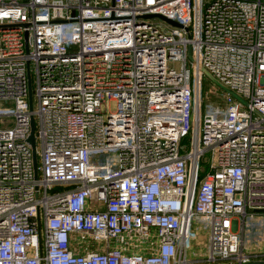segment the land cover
Masks as SVG:
<instances>
[{"label":"built area","instance_id":"obj_1","mask_svg":"<svg viewBox=\"0 0 264 264\" xmlns=\"http://www.w3.org/2000/svg\"><path fill=\"white\" fill-rule=\"evenodd\" d=\"M0 100V264L264 260V0H0Z\"/></svg>","mask_w":264,"mask_h":264},{"label":"rangeland","instance_id":"obj_2","mask_svg":"<svg viewBox=\"0 0 264 264\" xmlns=\"http://www.w3.org/2000/svg\"><path fill=\"white\" fill-rule=\"evenodd\" d=\"M35 91V87H33ZM224 91L216 83H214L211 78L205 74L204 79V94L206 102L217 103L221 100L224 95ZM223 105L222 101L219 102ZM108 107L110 111H115L117 109V102L115 100H110L108 102ZM16 102L14 100H0V127L13 125L16 122ZM7 122V123H6ZM183 144L188 147L190 144V138L187 137L183 140ZM40 164V161H38ZM203 167H207L208 164L203 162ZM197 230V236L193 240L190 249L189 257L192 260H202L204 261L210 254V228L205 224L197 223L195 226ZM247 251V248L245 249ZM260 252H264V242L263 245L259 247ZM202 264H208V262H202Z\"/></svg>","mask_w":264,"mask_h":264},{"label":"water","instance_id":"obj_3","mask_svg":"<svg viewBox=\"0 0 264 264\" xmlns=\"http://www.w3.org/2000/svg\"><path fill=\"white\" fill-rule=\"evenodd\" d=\"M147 17H159L167 22H169L170 24L174 25V26H178V27H182L183 25L170 19L167 18L163 15H149ZM205 74L211 78V80L216 83L220 88H222L223 90H225L226 92H229L230 94H232L234 97L240 99L241 101H244L245 103L246 100L241 98L238 94H236L233 90H231L230 88H228L227 86H225L222 82H220L217 78H215L209 71L205 70ZM30 102L32 105V92L30 89ZM210 117V116H207ZM29 142L31 143L32 147H33V155H34V163H35V168L37 169L38 167V158H37V151H36V138H35V123H34V119L32 120V131L29 137ZM245 264H264V260H256V261H251V262H247Z\"/></svg>","mask_w":264,"mask_h":264},{"label":"crops","instance_id":"obj_4","mask_svg":"<svg viewBox=\"0 0 264 264\" xmlns=\"http://www.w3.org/2000/svg\"><path fill=\"white\" fill-rule=\"evenodd\" d=\"M256 220H249L245 231L243 232V240L245 242V249L247 252L259 251V247L264 242V232H261L258 228Z\"/></svg>","mask_w":264,"mask_h":264}]
</instances>
